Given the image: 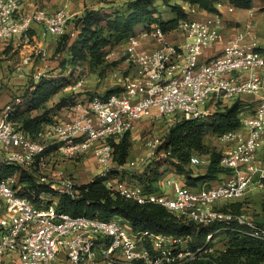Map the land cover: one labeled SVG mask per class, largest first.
Here are the masks:
<instances>
[{
    "label": "built area",
    "instance_id": "2783aa9c",
    "mask_svg": "<svg viewBox=\"0 0 264 264\" xmlns=\"http://www.w3.org/2000/svg\"><path fill=\"white\" fill-rule=\"evenodd\" d=\"M188 10L191 16L170 32L154 24L125 42L130 73L118 78L120 91L86 99L76 96L35 137L13 120L18 104L0 112V165L14 164L34 174L48 163L59 179L37 202L23 194L27 184L21 180L22 172L0 180V201L6 205L0 206V260L5 255L16 264H185L195 259L191 237L135 230L121 217L103 220L60 210V196L77 198L84 184L52 167L88 153L96 156L97 178L104 179L113 193L140 205H160L197 224L236 219L249 228L251 237L264 240V227L257 221L221 210L225 202L243 198L252 188L264 189V166L257 157L264 149V50L251 22L227 38L221 52L208 57L207 50L222 40L221 14L211 13L207 20V11L202 18L197 6ZM72 17L68 4L50 13L42 6L31 8L29 0H0V46L31 40L35 24L46 34L62 35ZM19 71L23 75L22 67ZM244 94L254 96V110L246 112L245 104L242 126L217 136L224 146L221 164L231 172L226 180L195 189L168 171L162 192L150 193L133 179L113 177V167L121 168L114 162V143L140 120L206 122ZM163 141L153 136L146 140L149 156L156 155ZM204 162L201 154H194L190 166Z\"/></svg>",
    "mask_w": 264,
    "mask_h": 264
},
{
    "label": "trees",
    "instance_id": "16d2710c",
    "mask_svg": "<svg viewBox=\"0 0 264 264\" xmlns=\"http://www.w3.org/2000/svg\"><path fill=\"white\" fill-rule=\"evenodd\" d=\"M221 1L129 0L124 8L103 16L100 10H88L78 19L77 24L81 27L78 40L70 43V35H63L59 40L57 51L61 53L69 48L71 56L66 62L68 65L87 62L92 67H99L106 62L104 49L117 47L138 34L139 25H142L143 29H149L152 25L158 24L168 33L176 28L181 20L191 16L185 4L190 8L197 6L199 10L220 14L217 4ZM229 1L236 8L248 10L254 7L256 0ZM262 2L264 5V0ZM161 3L165 4L173 14L169 19L163 18L159 6ZM68 84L67 79L59 82L42 77L27 91L26 101L17 105V110L12 116L13 120L20 128L35 137L46 124L54 120V115L61 108L73 103L75 97L70 102L63 99L57 103L53 115L50 110L37 115H33L32 112L42 108ZM120 89H113L106 94L118 92ZM244 106V102L237 99L231 105L220 108L221 110L216 112L209 124L205 121L187 119L175 122L170 127L162 146L170 152L168 159L149 164L141 173L129 179L135 180L150 193L162 192L161 183L168 172L166 165L170 164L191 188L210 187L221 181L223 176L231 172L221 164L222 151L211 148L206 143V133L210 129L214 135L220 136L239 129L242 126L241 113ZM131 145L130 132L126 133L118 144L114 143V162L117 165L126 163ZM194 154L210 155V163L204 174H196L190 166ZM20 172H22V182L27 184L23 194L28 195L33 201L37 202L42 192H51L49 184L38 182L34 174L22 171L20 166L14 164L0 165V180ZM59 209L73 216L99 217L103 220L121 217L126 219L135 230L191 237L190 248L196 253V257L185 264H264V240L251 237L249 228L238 220L234 219L228 223L215 222L211 225L182 220L160 205H140L113 193L102 178H96L81 186L77 198L61 195ZM221 210L245 215L244 204L241 202H225L221 205ZM257 223L264 227V222L257 221ZM210 235L212 236L209 239ZM217 237L224 239L221 248L212 244Z\"/></svg>",
    "mask_w": 264,
    "mask_h": 264
},
{
    "label": "rangeland",
    "instance_id": "374dc122",
    "mask_svg": "<svg viewBox=\"0 0 264 264\" xmlns=\"http://www.w3.org/2000/svg\"><path fill=\"white\" fill-rule=\"evenodd\" d=\"M128 1L29 0L31 8L42 6L50 13L68 4L73 17L70 20L67 31L62 35L51 36L46 34L43 26L38 24L40 29L35 30L31 34V40H15L11 41L8 45L0 46V112L8 105H21L22 101H26L25 94L32 87L33 83L37 84L42 77L59 82L67 79L69 84L65 89L54 95L42 108L34 110L32 112L33 115L41 114L47 110H50L51 115H53L56 112L54 109L57 103L63 99L70 102L76 96L86 99L90 98V96L106 94L113 89L122 88L119 85L118 78H125L130 73L123 52L125 42L117 47L105 48L106 62L99 67H92L87 62L68 65L66 62L71 56L69 48L58 53L57 47L63 35H70V43H75L78 40L81 27L78 26L77 22L79 17L86 11L100 10L101 16H103V14L112 13L116 9L124 8ZM261 1L256 0V4L261 3ZM159 6L164 19H169L173 16L165 4L161 3ZM258 13L261 12L259 11ZM255 27L258 33L259 45L262 47L264 43V21L260 25L255 24ZM109 54L111 57L107 58ZM19 67L23 68V75L19 71ZM115 73L117 76L114 75ZM76 84H80V86L74 90ZM243 96L247 95L244 94ZM211 121V118L208 121L206 120L208 124ZM173 124V119L171 120L167 117L145 118L137 122L133 131L130 132L132 145L129 157L125 164L120 165L121 168L113 167V177L121 180L131 178L141 173L149 164L159 160H167V150L162 146ZM152 136L164 141L157 148L156 155L149 156L150 149L146 144V140ZM205 140L211 148L218 151L224 150L223 144L219 142L217 136L210 129L206 133ZM47 164L39 170L34 169V175L38 182L51 184L53 181L59 179H57V175L52 174L48 170L49 166ZM166 168L168 171L175 172V169L170 164H167ZM52 169L53 171H62L66 177L74 178L81 184H87L97 178L100 171L96 156L93 153H88L74 159H67L62 165L53 166ZM166 189L169 188L166 187ZM233 201L244 204V212L248 218L258 222L264 221L263 188H252L243 198ZM0 206L6 208L4 201H0ZM223 241L222 237H217L213 240L212 244L217 248H221ZM0 264L16 263L10 256L5 255L2 256Z\"/></svg>",
    "mask_w": 264,
    "mask_h": 264
},
{
    "label": "crops",
    "instance_id": "0c3cea01",
    "mask_svg": "<svg viewBox=\"0 0 264 264\" xmlns=\"http://www.w3.org/2000/svg\"><path fill=\"white\" fill-rule=\"evenodd\" d=\"M261 3L259 2L256 4V1H255L254 7L252 9L245 10V9L236 8L234 5L230 3L229 0H222L221 2H219L217 7L221 14V22L219 23V31L222 35V40L216 46L207 50V56L212 57L216 55L217 53L221 52L227 38H230L236 35L248 23L252 22L257 25H260L264 21V10H263L264 5L262 1ZM184 6L187 9L190 8V6L187 4H185ZM259 11L261 13H258ZM197 15H199V17L206 18V14L204 13V11L202 12V10H200V12ZM209 19H212L211 13L207 12V20ZM142 27H143L142 25H139L138 31H141L143 29ZM38 29H40V26L36 24L33 27V30L31 33H33L35 30H38ZM263 44H262V49L264 50ZM241 100L248 107L246 112L249 113L254 110V107L256 105L254 96H251V95L242 96ZM202 156L205 161L203 164L191 166L193 171L196 174H204L208 169V166L210 163V155H202ZM257 157H258L259 163L264 166V149L258 151ZM227 176H223L222 180H226Z\"/></svg>",
    "mask_w": 264,
    "mask_h": 264
}]
</instances>
